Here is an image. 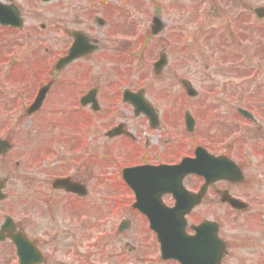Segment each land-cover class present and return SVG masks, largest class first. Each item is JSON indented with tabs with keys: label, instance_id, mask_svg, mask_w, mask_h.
Segmentation results:
<instances>
[{
	"label": "flooded vegetation",
	"instance_id": "af4514ba",
	"mask_svg": "<svg viewBox=\"0 0 264 264\" xmlns=\"http://www.w3.org/2000/svg\"><path fill=\"white\" fill-rule=\"evenodd\" d=\"M261 1L247 10L231 1L219 13L233 20L250 15L252 25L243 37H220L218 55L237 62L229 69L238 78L208 80L199 89L192 111L197 133L191 135L183 102L174 112L155 102L152 110L138 108L137 95L147 88H138L128 66L140 55L134 47L143 36L131 26L126 4L0 0V264H117L120 248H104L102 239L135 228L130 236L137 247L129 253L145 264H176L162 258L150 227L148 214L175 207L173 195L159 197L156 171L194 159L199 148L203 176L191 174L182 183L190 194L206 190L193 205L187 232L215 223L226 249L220 264H264ZM251 35L259 76L249 83L242 44ZM73 47L82 53L60 66ZM212 52L208 62L216 63ZM207 69L220 78L224 72ZM211 171L218 179L210 180ZM234 200L240 205L233 207ZM123 223L129 229L119 232ZM204 231L196 257L212 264L214 227Z\"/></svg>",
	"mask_w": 264,
	"mask_h": 264
},
{
	"label": "rangeland",
	"instance_id": "374dc122",
	"mask_svg": "<svg viewBox=\"0 0 264 264\" xmlns=\"http://www.w3.org/2000/svg\"><path fill=\"white\" fill-rule=\"evenodd\" d=\"M229 0H121L126 4V11L130 13L132 18V27H136L135 32L137 34H148L151 28V19L154 16H159L165 22V28L162 34L158 37L151 38L149 46L145 47V52L142 58H136L134 62L129 61L128 67H134L138 72L135 74L136 84L138 88H147L148 98L157 104L159 108L168 109L169 112L176 111V107L179 105L177 102L181 101L187 105L188 109L197 111L196 100L186 96L183 87L179 83V79L188 80L191 86L195 90L201 88H207L209 86L208 80L229 79L238 78L233 71L229 69L234 67L237 62L231 60L225 62L222 60V56L218 55V45H224V42L220 41V34L226 35L227 32L223 29L226 27L225 23L229 22L227 15L218 14L217 11H226L225 6ZM255 3H262L261 0H241L237 2V6L240 9H250ZM117 5V3H115ZM125 8V6H124ZM239 9V10H240ZM159 14H158V13ZM217 13L218 15H216ZM133 17H136V21ZM251 18L247 15L246 18ZM242 27L251 24V20L240 19ZM207 24L205 29L211 28L209 33L197 32L195 28L199 24ZM220 29V31H219ZM146 30V32H144ZM143 31V32H142ZM223 31V33L221 32ZM216 47V48H215ZM140 45L136 44L134 52H137ZM216 55L215 62H208L213 52ZM246 54H252L253 65H257L255 60V52L253 46L250 43H246L244 48ZM165 52L168 54L169 66L166 68L160 77L154 76L153 63L157 61L160 54ZM197 58V59H196ZM220 61V63H217ZM246 65L249 64V59L245 60ZM213 68V65L221 67L223 69L222 77H217L215 71L208 70V66ZM223 65H226L224 67ZM122 66L120 62V67ZM264 65L259 67V71L264 72ZM125 68L124 65L122 66ZM249 68V67H248ZM251 69L248 70V77H250ZM145 75L146 79H143ZM255 76V75H251ZM250 89V87H249ZM180 106V105H179ZM197 133V131H195ZM191 142H198V139L190 138ZM214 217L218 220L226 219L225 213H213ZM139 221L137 222V225ZM109 231H111L109 229ZM138 233V229L135 228L127 236L118 235L115 237L113 234H109L104 240V246L120 248L115 252L121 251V255L118 257L121 260L116 262L117 264H145L143 260L136 259V254L129 253V248H136L137 245L132 241L130 235ZM96 237H100L99 234ZM103 237V236H102ZM113 252L112 250H109ZM115 252H113L115 254ZM116 255V254H115ZM117 257V255H116ZM115 264V261L110 262ZM99 264H105L99 262Z\"/></svg>",
	"mask_w": 264,
	"mask_h": 264
},
{
	"label": "water",
	"instance_id": "95a60500",
	"mask_svg": "<svg viewBox=\"0 0 264 264\" xmlns=\"http://www.w3.org/2000/svg\"><path fill=\"white\" fill-rule=\"evenodd\" d=\"M154 23L157 26V29L154 30V33L158 34L159 33V21L157 19H154ZM166 64V56L163 55L160 58V61L158 63H156L155 69L156 72H160V70H162L164 68ZM186 88H187V93L189 96H195V91L186 83ZM190 129V131H193V126L192 123H189L188 126ZM202 168V163L200 160V156H199V151L197 152V160L192 161V163H190V161H184L182 163L181 166L177 167V168H170L172 170H179L181 169L183 172H185L186 174H190V173H196L198 175H200L202 173L201 171ZM179 210L184 208L183 204L181 203V198L179 199ZM189 210V209H188ZM183 213V212H182ZM185 215L181 214V215H177L175 217L176 219V226L178 228V231L180 232V241H181V245H183L185 248H187V253L185 254V252L181 251V245H174L172 243H170L168 237H166L165 231H162L160 227H158V224L156 222V220L152 219V226H155L156 229L158 230V234H159V239H162L163 242V248H166V251L168 252V257L167 258H176L179 259L181 261L182 264H195V257H194V240L193 237L190 238L188 236L185 235V223H184V218Z\"/></svg>",
	"mask_w": 264,
	"mask_h": 264
}]
</instances>
